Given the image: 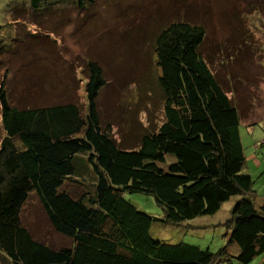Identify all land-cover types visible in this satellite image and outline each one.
Masks as SVG:
<instances>
[{
	"label": "trees",
	"instance_id": "trees-1",
	"mask_svg": "<svg viewBox=\"0 0 264 264\" xmlns=\"http://www.w3.org/2000/svg\"><path fill=\"white\" fill-rule=\"evenodd\" d=\"M78 8L93 0H74ZM33 6L37 0H31ZM205 28L186 19L160 23L154 33L157 85L163 120L140 136L138 146L116 145L100 124L96 99L105 84L102 67L84 61L85 106L76 102L16 106L0 83V262L3 264H219L234 255L247 263L264 253V208L254 205L253 180L242 171L240 114L198 48ZM177 156L168 169L144 167L161 154ZM87 173V175H85ZM90 188L74 195L67 179ZM153 196L161 216L125 197ZM34 194L55 233L70 244L34 238L22 210ZM236 195L227 219L228 243L216 251L150 234L153 222L178 225L215 213Z\"/></svg>",
	"mask_w": 264,
	"mask_h": 264
},
{
	"label": "rangeland",
	"instance_id": "rangeland-1",
	"mask_svg": "<svg viewBox=\"0 0 264 264\" xmlns=\"http://www.w3.org/2000/svg\"><path fill=\"white\" fill-rule=\"evenodd\" d=\"M174 19L205 28L198 50L239 111L242 171L253 180L255 207L264 208V0H93L82 8L74 0H37L35 6L31 0H0V83L19 107L64 102L84 107L87 73L81 67L95 60L105 77L96 99L100 124L110 127L118 147L135 148L163 120L153 40L160 23ZM175 158L161 154L144 167L163 172ZM72 180L65 187L74 195L90 188V175L83 184ZM125 197L150 215L162 214L150 194ZM237 200L233 195L215 213L178 225L155 221L150 234L216 251L228 243L227 219ZM21 219L37 240L70 244L54 232L34 194ZM236 246L228 243L233 256L219 264H243L234 257ZM244 264H264V253Z\"/></svg>",
	"mask_w": 264,
	"mask_h": 264
},
{
	"label": "crops",
	"instance_id": "crops-1",
	"mask_svg": "<svg viewBox=\"0 0 264 264\" xmlns=\"http://www.w3.org/2000/svg\"><path fill=\"white\" fill-rule=\"evenodd\" d=\"M230 243V242H229ZM227 247H228V245H227ZM237 248H238V246H236ZM238 250V249H237ZM238 252V251H237Z\"/></svg>",
	"mask_w": 264,
	"mask_h": 264
}]
</instances>
